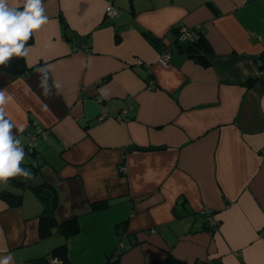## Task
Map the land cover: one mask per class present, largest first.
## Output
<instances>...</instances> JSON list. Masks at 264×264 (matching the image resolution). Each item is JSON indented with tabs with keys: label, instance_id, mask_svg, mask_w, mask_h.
<instances>
[{
	"label": "crops",
	"instance_id": "crops-1",
	"mask_svg": "<svg viewBox=\"0 0 264 264\" xmlns=\"http://www.w3.org/2000/svg\"><path fill=\"white\" fill-rule=\"evenodd\" d=\"M43 5L48 23L25 45L29 70L0 69V89L12 96L6 118L23 147L35 127L45 131L22 161L35 169L29 183L49 184L55 222L75 217L78 231L53 225L40 237L42 201L0 183L21 193L16 205L0 196V257L49 264L63 244L62 264H104L116 251L118 264L162 262L167 252L198 264H264V0ZM181 24L208 41L203 61L175 47ZM46 64L48 95L37 72ZM204 207L218 220L212 231Z\"/></svg>",
	"mask_w": 264,
	"mask_h": 264
},
{
	"label": "clouds",
	"instance_id": "clouds-1",
	"mask_svg": "<svg viewBox=\"0 0 264 264\" xmlns=\"http://www.w3.org/2000/svg\"><path fill=\"white\" fill-rule=\"evenodd\" d=\"M46 23L48 17L45 15L43 0H22V4L16 6H11L9 0H0V65L8 64L13 56L27 57V41L32 38L35 30ZM53 67L46 64L37 69L41 73L39 86L44 89V95L50 92L47 84L48 71ZM101 93L103 94V89ZM10 100L12 96L7 89H0V183L3 184L16 176L31 178L30 171L20 166L25 156L22 141L13 135L15 125L10 118H6L8 113L5 106ZM0 264H13V257H0Z\"/></svg>",
	"mask_w": 264,
	"mask_h": 264
},
{
	"label": "trees",
	"instance_id": "trees-1",
	"mask_svg": "<svg viewBox=\"0 0 264 264\" xmlns=\"http://www.w3.org/2000/svg\"><path fill=\"white\" fill-rule=\"evenodd\" d=\"M177 28L178 26L173 28L175 35L177 34ZM149 38L153 42L157 41V39L151 35H149ZM30 41H31V38L27 41L26 44H28ZM174 43L176 45L175 47L178 48L180 51L186 53L188 56H191L201 61H203L202 57L204 56V54L211 51L210 45L203 35L195 36L192 34L191 37L186 40H180L178 39L176 35ZM168 47L171 49L170 46ZM260 57L261 58L259 60L258 68L264 69V52L261 53ZM0 69L7 71L13 75H20V74H24L27 70H29V67H27L26 64L24 63L23 57L13 56L11 60L8 62V64L0 65ZM253 82H254V79H250L248 81V84H252ZM20 166L30 171L31 175L33 174V171L35 170V169L27 168V165L23 163H21ZM29 180L30 178L25 179L23 176H16L14 178H10L8 182H10L13 185L18 186L19 188L29 187L42 201L43 209L38 215L39 236L44 237L48 233H50L51 226L53 225H56L58 231L66 236L77 233L78 222L75 217L65 219L59 223L55 222V219L53 217V211L57 203L56 191L46 182H41L39 184H30ZM0 196L7 199L12 205L19 204L21 201V193H12L7 190H3V191H0ZM106 204L107 202L104 200L96 201L92 203V207L99 208V207L105 206ZM205 227L209 231L213 230V229H209L206 224H205ZM64 249H65V246L63 244L58 245L52 249L51 253L56 254L59 257L63 258L62 253ZM120 254H121V251H116L115 255H110L107 257L104 264H118ZM152 264H198V263L176 257L172 255L170 252H167L164 261L153 262Z\"/></svg>",
	"mask_w": 264,
	"mask_h": 264
},
{
	"label": "built area",
	"instance_id": "built-area-1",
	"mask_svg": "<svg viewBox=\"0 0 264 264\" xmlns=\"http://www.w3.org/2000/svg\"><path fill=\"white\" fill-rule=\"evenodd\" d=\"M114 12H115V8H114V6L112 4H108L105 7V15L112 16L114 14ZM176 35H177L178 39L186 40V39L191 37L192 31L186 25L181 24L177 28V34ZM170 51H171V49L168 46H166L161 51V53L158 56L159 63H161L162 65H167L168 64V60H169V57H170ZM141 64H142L141 60L137 59L135 67H138ZM123 111H125V110H123ZM104 115H105V113H101L100 117H103ZM44 133H45V131H42L39 127H35V129L31 132L29 141L23 147L24 148V153L32 152L33 148H34V145H35L36 138L39 135L43 136ZM118 168H119L120 172H122V173L126 172V166H125L124 163H120ZM200 212L202 213V215L204 217V220H205V223L208 226V228L209 229H214L217 226V224H218V220L216 218H214L212 210L210 208H208V207H204ZM259 234L260 235H264V226H262L260 228ZM46 261L49 264H62V259L58 255L53 254V253H48L46 255Z\"/></svg>",
	"mask_w": 264,
	"mask_h": 264
}]
</instances>
